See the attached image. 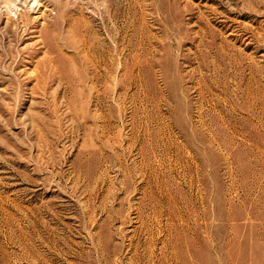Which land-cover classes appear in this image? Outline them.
<instances>
[{
	"label": "rangeland",
	"instance_id": "rangeland-1",
	"mask_svg": "<svg viewBox=\"0 0 264 264\" xmlns=\"http://www.w3.org/2000/svg\"><path fill=\"white\" fill-rule=\"evenodd\" d=\"M0 264H264V0H0Z\"/></svg>",
	"mask_w": 264,
	"mask_h": 264
}]
</instances>
